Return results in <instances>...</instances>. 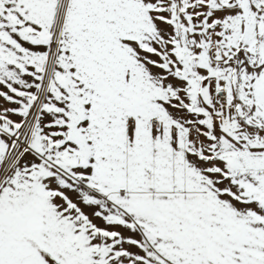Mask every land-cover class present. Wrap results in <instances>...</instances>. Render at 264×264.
<instances>
[{"label": "snow or ice", "instance_id": "1", "mask_svg": "<svg viewBox=\"0 0 264 264\" xmlns=\"http://www.w3.org/2000/svg\"><path fill=\"white\" fill-rule=\"evenodd\" d=\"M0 264H264V0H0Z\"/></svg>", "mask_w": 264, "mask_h": 264}]
</instances>
